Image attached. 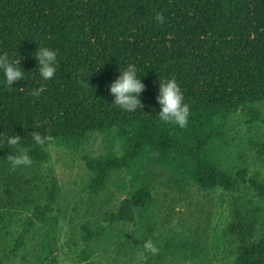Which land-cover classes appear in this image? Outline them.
<instances>
[{
    "label": "trees",
    "instance_id": "16d2710c",
    "mask_svg": "<svg viewBox=\"0 0 264 264\" xmlns=\"http://www.w3.org/2000/svg\"><path fill=\"white\" fill-rule=\"evenodd\" d=\"M156 12L165 17L155 20ZM39 47L57 52V71L44 80L35 54ZM20 61L24 78L8 88L0 71V134L21 137L35 166L45 164L48 181L35 185L17 175L0 176V264L13 260L36 224L44 223L56 204L58 182L48 153L32 132L78 145L92 134L109 138L107 151L84 157L88 192L102 191L113 171L146 161L169 166L183 184L210 191L237 192L247 186L264 199V175L238 170L231 174L208 158V148L223 138V123L242 112L264 122L254 109L264 102V0H0V54ZM135 64L145 85L142 109L114 106L109 85ZM175 77L190 104L187 127L159 121L160 81ZM86 81L83 87L79 82ZM45 87L39 97L29 91ZM262 136L264 138V127ZM119 142L120 152L112 151ZM264 146V145H263ZM16 149L0 144V158ZM121 200L109 224L134 222L135 211H151L152 181L139 177ZM23 208L29 213L18 234L7 240L4 215ZM223 235L229 241L227 264H264V231L256 211H244L240 198L229 204ZM103 227H81L89 244ZM41 264H56L44 247ZM88 259L82 254V261Z\"/></svg>",
    "mask_w": 264,
    "mask_h": 264
},
{
    "label": "rangeland",
    "instance_id": "374dc122",
    "mask_svg": "<svg viewBox=\"0 0 264 264\" xmlns=\"http://www.w3.org/2000/svg\"><path fill=\"white\" fill-rule=\"evenodd\" d=\"M255 110L264 118V102ZM223 138L208 148L209 160L219 169L231 174L245 169L248 175H264V122L254 123L242 112L228 117L223 123ZM109 138L92 134L75 145L54 140L45 147L50 166L58 182L53 212L27 236L17 256L3 264H41L44 247L49 245L56 264H227L229 241L223 235L229 221V204L240 198L244 211H256L258 233L264 231V199L247 186L234 193L220 188L205 191L183 184L167 165L146 161L132 163L129 169L113 171L102 191L88 192L89 171L84 157L95 158L107 151ZM112 151L120 152L119 142ZM16 153L8 151L5 157ZM0 158V176L17 175L27 179L37 190L48 181L45 164L12 169L6 158ZM139 177L152 181V208L141 217L135 211L134 222L109 224L121 200L128 196ZM29 211L23 208L8 210L4 215L5 228L1 235L9 241L20 231ZM103 231L89 244L82 241L81 227ZM152 239L160 249L151 255L143 243ZM82 254L88 259L82 261Z\"/></svg>",
    "mask_w": 264,
    "mask_h": 264
},
{
    "label": "clouds",
    "instance_id": "9594fccd",
    "mask_svg": "<svg viewBox=\"0 0 264 264\" xmlns=\"http://www.w3.org/2000/svg\"><path fill=\"white\" fill-rule=\"evenodd\" d=\"M155 20L157 23L163 24L165 22L163 13L156 12ZM35 59L38 63L40 76L46 81L52 79L57 71V52L48 47H39ZM0 71L4 74L8 88L24 78L20 61L10 60L7 52L0 54ZM137 72L136 65L130 63L126 69L120 71L118 78L109 85L110 93L114 97L112 104L125 112H135L144 107L139 97L145 90V85L138 78ZM79 83L85 88L89 86L86 81ZM45 90V87L41 85L39 88L29 91L28 95L39 97ZM156 100L160 105V111L157 115L159 121L167 125H176L181 129L187 127L190 104L185 102L181 87L174 76L171 79L160 81L159 94ZM31 136L34 142L41 147L53 143L55 139L50 134L42 135L35 131L31 133ZM20 142L21 137L18 134L11 136L0 134V144L6 143L16 148V153L12 152L13 154L5 157L13 170L21 166H31L33 163L27 150L18 147ZM143 248L153 256L158 255L160 251L152 239L146 240L143 243Z\"/></svg>",
    "mask_w": 264,
    "mask_h": 264
}]
</instances>
